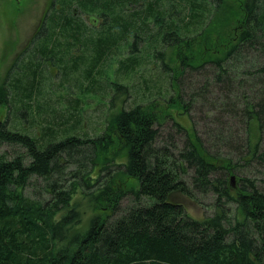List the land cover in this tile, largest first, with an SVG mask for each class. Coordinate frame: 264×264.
<instances>
[{"label":"trees","instance_id":"1","mask_svg":"<svg viewBox=\"0 0 264 264\" xmlns=\"http://www.w3.org/2000/svg\"><path fill=\"white\" fill-rule=\"evenodd\" d=\"M11 68L0 264H264V0H52Z\"/></svg>","mask_w":264,"mask_h":264},{"label":"rangeland","instance_id":"2","mask_svg":"<svg viewBox=\"0 0 264 264\" xmlns=\"http://www.w3.org/2000/svg\"><path fill=\"white\" fill-rule=\"evenodd\" d=\"M51 2L52 0H0V84L7 79L9 70L13 69L11 67L14 61L27 46ZM95 114L97 117L90 116L91 128L98 123V113ZM61 116L58 115V118ZM183 121L185 126L190 128L188 121ZM173 200L181 203L188 214L196 219H203L209 214L207 209L212 201L207 198L204 201L205 204H200L181 194L174 195ZM84 211L83 223L78 227L77 232L86 230L91 219L99 213L93 208H86Z\"/></svg>","mask_w":264,"mask_h":264},{"label":"water","instance_id":"3","mask_svg":"<svg viewBox=\"0 0 264 264\" xmlns=\"http://www.w3.org/2000/svg\"><path fill=\"white\" fill-rule=\"evenodd\" d=\"M234 180H235V179H234V177H233V178H232V182H233V183H234Z\"/></svg>","mask_w":264,"mask_h":264}]
</instances>
